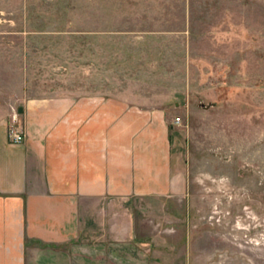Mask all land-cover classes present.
<instances>
[{"label": "rangeland", "instance_id": "374dc122", "mask_svg": "<svg viewBox=\"0 0 264 264\" xmlns=\"http://www.w3.org/2000/svg\"><path fill=\"white\" fill-rule=\"evenodd\" d=\"M64 94L166 109L187 194L137 216L195 264H264V0H0V104Z\"/></svg>", "mask_w": 264, "mask_h": 264}, {"label": "crops", "instance_id": "0c3cea01", "mask_svg": "<svg viewBox=\"0 0 264 264\" xmlns=\"http://www.w3.org/2000/svg\"><path fill=\"white\" fill-rule=\"evenodd\" d=\"M17 111L14 143L0 104V264H195L193 242L136 213L137 199L187 194L166 109L64 94Z\"/></svg>", "mask_w": 264, "mask_h": 264}, {"label": "built area", "instance_id": "2783aa9c", "mask_svg": "<svg viewBox=\"0 0 264 264\" xmlns=\"http://www.w3.org/2000/svg\"><path fill=\"white\" fill-rule=\"evenodd\" d=\"M174 123L179 124L180 119L175 118ZM8 137L11 142L19 143L23 140L24 134L21 127L18 124V111L17 108L12 107L10 113V120L8 124Z\"/></svg>", "mask_w": 264, "mask_h": 264}, {"label": "water", "instance_id": "95a60500", "mask_svg": "<svg viewBox=\"0 0 264 264\" xmlns=\"http://www.w3.org/2000/svg\"><path fill=\"white\" fill-rule=\"evenodd\" d=\"M20 110H21V108H20Z\"/></svg>", "mask_w": 264, "mask_h": 264}]
</instances>
